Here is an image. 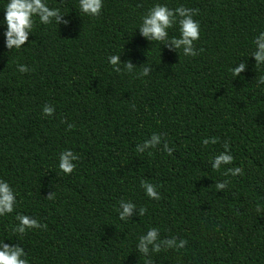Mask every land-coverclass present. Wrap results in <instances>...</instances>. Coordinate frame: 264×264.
Listing matches in <instances>:
<instances>
[{
	"label": "trees",
	"instance_id": "16d2710c",
	"mask_svg": "<svg viewBox=\"0 0 264 264\" xmlns=\"http://www.w3.org/2000/svg\"><path fill=\"white\" fill-rule=\"evenodd\" d=\"M47 2L67 27L37 20L9 50L0 23V180L16 193L13 212L0 216V240L21 246L28 264H264V65L249 56L264 30V0H102L95 17L77 0ZM156 3L198 10L195 56L140 35ZM168 35L179 36L177 24ZM236 62L245 69L235 77ZM153 133L161 144L137 152ZM225 143L233 161L212 169ZM66 149L78 157L68 174L58 168ZM230 167L242 171L225 175ZM142 180L158 186V200ZM122 199L136 205L125 220ZM17 214L44 227L14 233ZM149 227L158 242L186 243L143 254L136 245Z\"/></svg>",
	"mask_w": 264,
	"mask_h": 264
},
{
	"label": "clouds",
	"instance_id": "9594fccd",
	"mask_svg": "<svg viewBox=\"0 0 264 264\" xmlns=\"http://www.w3.org/2000/svg\"><path fill=\"white\" fill-rule=\"evenodd\" d=\"M77 3L81 13L92 17L99 15L102 7V0H77ZM0 8L3 11V20L0 23L5 26L3 31L4 47L9 50H18L25 44L37 20L41 24L47 25L54 22L56 26L63 24L65 27L71 23L69 19L64 18L65 14L58 7H50L47 0H0ZM197 11V9L184 7L183 5L173 9L169 8L166 3H156L141 17L137 30L140 35L149 41L161 44L167 38L168 45L173 49L181 50L185 56H195L197 52L193 48V43L199 38L200 29L199 22L193 19ZM173 24L178 25V37H169L168 35V29ZM252 44L254 45V49L249 56L254 59L255 65H264V30L260 31L253 38ZM107 61L113 66L114 71H121L119 55H109ZM123 65L124 69L128 72H132L134 69L131 62H125ZM234 65L230 68V71L236 77L245 69V63L236 62ZM17 68L21 73L28 71L27 67L23 64L17 65ZM147 73L148 68L143 67L139 72V76H146ZM258 82L264 83V75H260ZM53 111V107L47 104L42 108V113L45 115H51ZM201 142L204 145L216 143V138H204ZM158 144H161V135L153 133L142 144H137L136 151L142 153L146 149L155 148ZM228 147L229 145L225 143L224 151L212 157L210 162L212 169H219L222 165L231 164L233 156L228 151ZM163 150L169 155L173 151L167 142L163 143ZM77 158L70 149L62 151L59 155L58 168L64 174L71 173L75 167L73 162ZM241 171L239 167H230L225 170L224 174L230 173L235 176ZM215 186L218 190L224 189L227 186V181L217 182ZM141 187L148 198L155 200L160 198V194L156 190L158 186L142 180ZM48 198H52L51 194ZM15 204L16 193L7 181L0 180V216L12 213ZM134 207L136 205L133 202L120 200L118 209L119 219L125 220ZM257 207L259 210V206ZM145 212L146 209L144 207L139 208L140 216H143ZM15 219L17 223L12 229L14 233L23 234L27 229L44 227L43 224L27 215L17 214ZM158 234L159 229L149 227L144 234L140 235L136 245L139 251L143 254H147L150 250L153 253L158 252L161 250V243L165 244L167 248L181 249L186 243L183 239L177 241L175 236L158 242ZM0 264H28L27 259H25L24 249L17 244H6L3 240H0ZM144 264H151V261L145 260Z\"/></svg>",
	"mask_w": 264,
	"mask_h": 264
}]
</instances>
